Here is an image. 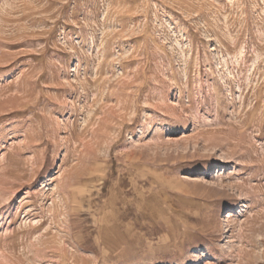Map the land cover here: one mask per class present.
Listing matches in <instances>:
<instances>
[{"label":"rangeland","instance_id":"rangeland-1","mask_svg":"<svg viewBox=\"0 0 264 264\" xmlns=\"http://www.w3.org/2000/svg\"><path fill=\"white\" fill-rule=\"evenodd\" d=\"M0 264H264V0H0Z\"/></svg>","mask_w":264,"mask_h":264},{"label":"bare ground","instance_id":"bare-ground-1","mask_svg":"<svg viewBox=\"0 0 264 264\" xmlns=\"http://www.w3.org/2000/svg\"><path fill=\"white\" fill-rule=\"evenodd\" d=\"M95 167H96V166H94V168H95ZM94 168H93V169H94Z\"/></svg>","mask_w":264,"mask_h":264}]
</instances>
